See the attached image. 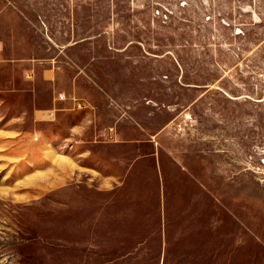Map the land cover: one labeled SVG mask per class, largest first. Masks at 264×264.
Wrapping results in <instances>:
<instances>
[{
    "label": "rangeland",
    "instance_id": "1",
    "mask_svg": "<svg viewBox=\"0 0 264 264\" xmlns=\"http://www.w3.org/2000/svg\"><path fill=\"white\" fill-rule=\"evenodd\" d=\"M11 1L0 264H264V0ZM25 56L53 59L51 82ZM59 101L72 111L32 117ZM72 124L103 176L56 188Z\"/></svg>",
    "mask_w": 264,
    "mask_h": 264
},
{
    "label": "crops",
    "instance_id": "2",
    "mask_svg": "<svg viewBox=\"0 0 264 264\" xmlns=\"http://www.w3.org/2000/svg\"><path fill=\"white\" fill-rule=\"evenodd\" d=\"M16 2V1H15ZM14 1L10 2V6L9 7H5V6H0V15H1V11H7V10H11V18L13 21V25H12V29L11 32L13 34V46H15L17 43L20 44V41L22 39H24V37H22L23 34V30H21L19 25H16V20L19 21L20 19V11L22 10L19 3ZM29 7V5H26ZM7 8V9H6ZM6 9V10H4ZM44 27H46L45 23H44ZM17 41V43H16ZM22 42V41H21ZM46 43H48V45L50 46L49 42L47 40H45ZM21 45V44H20ZM5 46H6V37L5 35H3V31L0 27V64L5 63L4 61L6 60V56H5ZM51 47V46H50ZM51 58L48 57H35V56H25V57H19L18 59H15L14 61H17L18 63H24V62H28L30 65L34 66L35 62H38L39 65L42 66V69L40 70V76L41 79H43L44 81L47 82H51L52 78L56 75V69L55 67H53L52 65H49L51 63L50 62ZM45 64V65H43ZM27 72L29 70H26ZM28 75H31V73H27ZM35 75V74H34ZM61 104V101L59 102H52L49 104V106H37L33 109L32 112V117H34L36 120L42 122L43 119H48L47 117H54L56 114H58V112L67 109V112H71L72 109L70 108H63ZM59 105V106H58ZM49 118V120H51ZM170 126V123H168L167 125H165L163 127V129H168ZM83 127V124H72L70 131H68V134L66 136H60L63 140H65L66 143V147H61L63 144L58 145V150H56L53 153V158L51 160V165L54 168V179H53V184L56 188L58 187H62L63 183H64V179L62 178V176L64 178L71 177L73 173H77L78 169L82 168V166L84 168H88L94 172H98L100 173V175H102L101 173V166L100 163L102 162L100 157L98 155L103 154L105 151H103L101 149L100 146H94V148H92V146L86 145L88 143V138L86 137V134L84 132L79 131V128ZM75 129V130H74ZM78 129V130H76ZM59 135V134H58ZM56 137V134L54 135L53 139H58ZM117 139V137H116ZM117 140H115L114 142H112L110 145V147H115L116 145H119V142H116ZM59 146L61 148H59ZM63 151V152H61ZM61 152V153H60ZM98 154V155H96ZM102 164V163H101ZM99 167V168H98ZM103 176V175H102ZM106 178H108V176H105ZM103 186H105L106 184H109L108 181H106L105 183L102 182ZM99 190H105V187H101V189Z\"/></svg>",
    "mask_w": 264,
    "mask_h": 264
}]
</instances>
